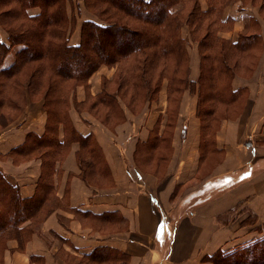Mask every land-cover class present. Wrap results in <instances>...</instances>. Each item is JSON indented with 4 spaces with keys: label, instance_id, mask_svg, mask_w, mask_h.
I'll return each instance as SVG.
<instances>
[{
    "label": "crops",
    "instance_id": "0c3cea01",
    "mask_svg": "<svg viewBox=\"0 0 264 264\" xmlns=\"http://www.w3.org/2000/svg\"><path fill=\"white\" fill-rule=\"evenodd\" d=\"M206 7L205 0H201V8ZM37 12V8L29 9L32 15ZM228 16L233 18L232 26L218 32L219 37L235 41L250 29L253 20V31L261 38V51L249 76L236 73L232 77V90H242L234 105L236 111L220 119L204 158L197 85L193 91L182 92L169 120L165 80L158 98L146 100L137 115L121 104L126 120L113 129L70 107V122L80 134L89 133L94 138L111 183L95 187L80 177L76 162L79 144L71 142L49 175L51 198L59 205L53 207L44 200L43 209L50 206L36 229L28 231L26 238V231L17 232L3 242L0 264H86V255L96 249L104 254L98 264H118L116 251L123 256V264H211L206 258L218 249H231L264 236V18L257 6L239 0L225 6L222 19ZM181 34L187 39L189 79L196 82L200 73L198 43L184 27ZM78 38L79 31L71 45L78 44ZM0 41L8 42L1 30ZM21 47L11 48L2 67L13 62ZM99 73L101 69L90 78ZM98 81L97 86L90 87L92 95L100 91ZM79 88L74 96L81 102L84 95ZM46 119L43 96L38 100L27 96L19 114L0 129V174L15 186L22 199L38 195L42 160H19L8 154L23 144L28 134L41 136ZM163 133L168 135V147H161L160 141L155 156L146 153V145ZM63 135L60 124L58 139ZM213 148L219 156L216 161L211 157ZM224 177L228 178L227 186L206 190L211 182ZM73 209L118 213L125 227L94 228L81 222ZM233 210L235 217L227 223L220 220Z\"/></svg>",
    "mask_w": 264,
    "mask_h": 264
},
{
    "label": "trees",
    "instance_id": "16d2710c",
    "mask_svg": "<svg viewBox=\"0 0 264 264\" xmlns=\"http://www.w3.org/2000/svg\"><path fill=\"white\" fill-rule=\"evenodd\" d=\"M96 1L98 5H110L115 12L121 13L118 15L120 17L125 15L135 20L138 23L137 27L129 25V19L123 22L113 21L109 24L85 20L81 24L78 44H68L67 36L64 44H57L53 40L61 36L63 33L61 28L68 18L62 7L67 0H0V7L11 6V2H16L19 5L16 13L20 14L18 12L21 9L24 18L30 23V25L15 23V26H10L14 24L13 15L17 14H9L10 10L0 12L8 15L4 16L6 22H3L7 24L5 31L8 42L0 41V108L8 106L14 111H20L23 102L20 100L19 103L18 98L14 99L16 95H21L22 91L27 89L31 91L29 93L31 96L34 94L32 91L38 90L44 98L47 118L45 131L41 136L28 134L25 142L13 148L8 154L12 157H21L19 160L29 157H39L42 160L43 171L36 193L38 195L30 199L20 198L15 186L7 183L0 174V249L4 246L3 242L16 236L17 232L23 234L26 231V238L28 231L36 229L45 215L47 206H50L47 205L43 209L44 200L50 201L49 204H53L51 205L53 207L59 205L55 198H51L49 175L53 171L55 161L62 158L71 142L75 141L79 144L77 153H81L78 155L82 169L80 177L95 187L108 186L111 183L109 169L104 164L102 152L94 138L89 133L80 134L69 120V107L66 103L68 104L69 93L74 88L65 92V81H71L74 83L73 86L82 81L84 83L91 73L97 71L99 65L104 64L102 62L118 64L122 61L117 57L130 58L131 55L137 54L138 57L132 58L131 63L127 62L129 72L125 71V74L128 78H118L117 82L124 85L129 82L134 89L129 100L136 96L142 99V104L146 100L153 99L155 91H159L162 81L166 80L168 109L170 106V110H167L168 120L169 116L172 119V110L176 109L182 92L186 89L193 91L197 85V115L201 120L200 145L201 156L204 158L208 143H213V136L220 119L231 116L236 111L234 105L242 90H232L230 85L232 77L236 73L249 76L258 60L262 43L259 33L253 31L255 26L253 20H250V29L240 33L235 41L226 40L218 35V32L232 26L233 18L228 16L222 19L225 6L232 0H205L207 6L205 10L201 8L200 0H192L191 8L185 16L175 10L174 4L179 0ZM263 2L261 1L258 7L259 14L264 18ZM150 4L154 7L149 8ZM124 5L135 6L139 11L129 12L123 8ZM31 8H37L38 12L34 15L30 14ZM205 17H210L206 25L207 29L197 38L196 27L201 26ZM183 26L189 27L190 38L198 43L200 73L196 82L189 79L186 39L181 34ZM56 29L58 35L54 34ZM94 33H98L96 37L105 34V41H99L95 45ZM85 35L88 37L84 38ZM15 45L22 47L15 53L13 62L7 67H2L4 58ZM90 45H95V50ZM96 50L99 56H96ZM156 66L159 70L157 78L153 81L151 72ZM22 72L23 76L17 77V74ZM10 78H14L11 83L4 82V79ZM13 90L20 92L10 93ZM117 92L112 95L108 91H99L95 94L90 108L99 104L103 107L114 104L108 108L109 111L115 110ZM12 116H7L6 119ZM116 117L122 119L120 115ZM60 124L64 130L61 140L57 137ZM168 139L165 133L162 136H155L152 143L146 145L148 149L145 152L155 156L158 142L162 141L161 147H168ZM145 143L147 141L141 144ZM85 151L87 157L82 154ZM215 152L217 150L213 148L212 154ZM86 169L90 174L104 178L107 183L98 185L95 179L98 177L96 175L90 177L85 173ZM73 212L81 222L94 228L121 230L125 227V220L118 213L93 214L79 209H73ZM28 220L31 224L23 225ZM116 253L118 264L120 261H123L121 263L123 264L125 262L123 256L118 251ZM86 256H88L86 264H98L99 260H103L104 254L101 249H96ZM206 259L212 264H264V236L231 249H218Z\"/></svg>",
    "mask_w": 264,
    "mask_h": 264
},
{
    "label": "rangeland",
    "instance_id": "374dc122",
    "mask_svg": "<svg viewBox=\"0 0 264 264\" xmlns=\"http://www.w3.org/2000/svg\"><path fill=\"white\" fill-rule=\"evenodd\" d=\"M110 1L116 2L115 0H110ZM236 1H238V0H236ZM239 1L243 4H246V3L251 4V5L255 4V6L258 7V4L264 0H258V1L253 0V2H252V0H239ZM251 2L254 4H252ZM96 3H98L96 0H67L66 3L64 2V6L62 5V7L65 10V13L68 17L67 22L64 24L61 23L64 26L63 28H61V30L63 29L62 30L63 33H61V36L59 38H56L53 41H55V43H57V44H59V43L64 44V42L66 41V36H67L68 39L66 42L71 45L74 42L73 40H75L77 38L78 31H79L78 41H80L81 24H82V21H85V20H92V21H96L98 23L102 22V23L109 24L113 21L123 22V21H126V19H129V22L127 21L128 24L133 26V27H137L138 23L135 20L130 19L127 16L125 17V15L121 16V17L118 16V15H121V13L115 12L114 9H112L110 7V5L107 4L109 6L108 7L106 5H98ZM199 3L201 6V0L199 1ZM205 3H206V1H205ZM191 5H192V0H179L177 3L174 4V7H175V10L179 12V14H181V15L184 14V16H185L187 14V11L191 8ZM18 6L19 5L16 2H11V6L6 5L5 7H0V12L1 11L6 12V10H10L11 13H9V14H17L16 12L18 11V9H17ZM124 6H123V8L127 9V11H129V12H131V10L132 11H139V9L135 6H132V5H124ZM151 7L153 8L154 5L150 4L149 8H151ZM18 13H20V14L13 15V17L15 19L13 22L14 24H11V25L9 24V25L15 26V23L16 24L20 23L22 25H28V24L30 25L29 21H27L24 18V14H23V11H21V9H20V12H18ZM6 15H7V13L0 14V30L2 32H4L5 34H6L5 30L7 29V24H4L3 22H6V19H4L5 18L4 16H6ZM123 17H125V18L123 19ZM209 19H210V17L209 18L205 17L201 26L196 27V29L198 30L197 38L205 32V29H207L206 25H207ZM183 27L188 32L189 27L188 26H183ZM55 31L56 32H54V34L58 35V33H59L58 29H56ZM97 34L98 33H94V36H93V38H94V40H96V42H93L94 40H91L95 45H96V43L98 44L99 41L102 42V41H105V39H106L105 34H103L104 36H100L101 34H99L98 35V37L100 36L99 38L95 36ZM87 37H88V35H85L84 38H87ZM185 41H187V39ZM95 45H90L93 47V50H95V48H96ZM96 52H97V50H96ZM97 55L99 56L98 52L96 53V56ZM137 57H138L137 54L131 55L130 58L128 56L126 58L125 57H117L122 61V62H118V64L116 62L111 63V64L110 63L105 64V62H102L104 64H101L98 66V69H101L102 73H99L98 75H95L94 77L90 78L94 72L91 73L90 76L85 80L84 83L82 81L79 84H76L73 86L74 83H72L71 81H65V88H64L65 92H67V91L69 92L71 90V88H74L69 93L68 104L66 103L67 107H69V109H70V107H71V109H74L75 112H77V114L88 113L92 118L96 119L97 121H99L101 123L106 124L108 127H111V129L115 128V126L117 124H121L126 120L124 113L121 110L122 109L121 104L126 106L131 113H133L134 115H137L139 113V111L142 109L143 104L145 102L141 104L142 99H140L136 96L132 97L131 100H129L130 94L134 93V89L132 88L131 84L128 82L127 84L124 85V83L118 84V82H117L118 78H123V77H125V79H126V77L128 78L127 74H125V71L129 70V69H127V62L129 61V63H131V59L137 58ZM103 60H105V58ZM158 70H159V67L157 68V66H156L155 69H153L151 72L153 81L157 78ZM22 74H23V72L20 74H17V77L23 76ZM13 79L14 78L4 79V82L11 83ZM89 79H91V82H89ZM98 79H99V81H98ZM97 81H98V87H99L100 91H108L109 93H112V95L115 93V91H118L117 92L118 95L115 96V107H117L115 110L109 111V108L114 106V104H112V106H108L109 108L105 107V106L103 107L100 104L97 105L96 107L90 108V104L93 102V99L95 98V94L92 95V93L90 91V87L93 84L94 85L96 84V86H97ZM162 85H163V81H162ZM78 88L80 91H82V95H84V99L81 100L82 103L78 102L75 99L76 98L75 97L76 96V90ZM160 89H159V91H160ZM14 91L20 92L19 90H13L10 93H14ZM159 91H155L154 97L151 100H156L158 98ZM30 92H29V90L25 89L24 91H22L21 95H18V96L16 95V97L14 99L18 98L19 103L22 101L23 105H24L25 101L27 100V96L31 100H38L42 97L41 93L38 90L32 91V92H34V94L31 96L29 95ZM136 92L138 93V90H136ZM122 96H124V97H122ZM116 97H117V100H116ZM128 100L135 105H133L132 103H129ZM95 108H97V110ZM22 109H23V107L21 108V110ZM74 110H71V112H74ZM19 112L20 111H14V110L10 109V107H8V106L7 107L4 106V107L0 108V129L2 127L6 126L7 123H9L10 121H13V119L19 114ZM68 113H69V111H68ZM118 115L122 116V119L117 118L116 116H118ZM7 116H12V117L7 120L6 119ZM67 151H68V146L65 149V152L62 155V157L67 153ZM78 151H79V149H78ZM80 154H81L80 152L76 153V160H77L76 162H77L78 167L81 169L79 159H78V155H80ZM82 154L85 155V157L88 156L86 151L83 152ZM13 157H15V156H13ZM211 157L213 160L219 159V156L216 154L211 155ZM15 158L19 159L21 157H15ZM101 162H102V159H101ZM102 166L103 165H101V167ZM81 171H82V169L80 170V173H81ZM100 171H101V169L98 171V173H100ZM89 172L90 171L88 169L85 170V173L89 174L90 177H93L95 175L98 177V179L94 177L98 181V185H99V183L100 184H103L105 182L107 183V180H105L104 178H101L97 174L92 175ZM228 184H229L228 178L224 177L221 180H216L214 182H211L208 185V187L206 186L207 187L206 190H212V189L219 190L223 185L227 186ZM230 184H232V183H230ZM196 199L198 200V198H196ZM234 211L235 210H233L229 214H228V212L223 214V216H222V218H220V220L223 221L224 223H227L228 220H230L231 216L235 217L236 213ZM234 217H232V218H234ZM236 217H238V216H236ZM3 248H4V246L0 249V252H2Z\"/></svg>",
    "mask_w": 264,
    "mask_h": 264
}]
</instances>
